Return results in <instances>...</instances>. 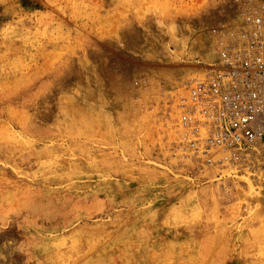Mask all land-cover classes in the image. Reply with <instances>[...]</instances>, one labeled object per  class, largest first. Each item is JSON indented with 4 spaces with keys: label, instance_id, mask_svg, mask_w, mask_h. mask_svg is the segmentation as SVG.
I'll list each match as a JSON object with an SVG mask.
<instances>
[{
    "label": "rangeland",
    "instance_id": "1",
    "mask_svg": "<svg viewBox=\"0 0 264 264\" xmlns=\"http://www.w3.org/2000/svg\"><path fill=\"white\" fill-rule=\"evenodd\" d=\"M243 3L0 0V264H264V142L198 152L177 107Z\"/></svg>",
    "mask_w": 264,
    "mask_h": 264
},
{
    "label": "built area",
    "instance_id": "2",
    "mask_svg": "<svg viewBox=\"0 0 264 264\" xmlns=\"http://www.w3.org/2000/svg\"><path fill=\"white\" fill-rule=\"evenodd\" d=\"M236 14L212 30L217 57L177 105L187 144L228 163L264 142V0H244Z\"/></svg>",
    "mask_w": 264,
    "mask_h": 264
},
{
    "label": "bare ground",
    "instance_id": "3",
    "mask_svg": "<svg viewBox=\"0 0 264 264\" xmlns=\"http://www.w3.org/2000/svg\"><path fill=\"white\" fill-rule=\"evenodd\" d=\"M234 14V13H233ZM237 15V14H236ZM233 18V17H232ZM214 40V39H213ZM175 42V41H174ZM212 42H215V41H212ZM211 42V43H212ZM202 45H205V44H202ZM209 45V44H208ZM215 46H216V42H215V44H213V45H211V46H207V44H206V52H205V55H206V58H204L207 62L209 61V62H212V61H214L215 60V58L217 57V55L213 52V50H214V48H215ZM211 48V49H210ZM205 49V48H204ZM204 49H202V50H204ZM203 55V54H202ZM205 55H203V57L205 56ZM206 63V62H205ZM194 74V73H193ZM172 114V113H171ZM229 165V164H228ZM38 211V210H37ZM36 212V211H35ZM1 220H2V218H0ZM10 225V224H9ZM9 225L8 226H5V227H3V228H1V230H3V231H0V240L1 239H3V238H5V237H8L9 235H10V230H9ZM225 234V233H224ZM11 236V235H10ZM222 236V235H221ZM218 238V237H217ZM215 241H217V239H215ZM214 241V238H212V243L213 242H215ZM219 241V240H218ZM217 241V242H218ZM56 242V241H55ZM208 245V244H207ZM212 245H216V243H213ZM219 245L221 246V243L219 242ZM264 245V244H263ZM214 246H212V247H214ZM217 246V245H216ZM215 248V247H214ZM215 249H217V247L215 248ZM219 249V248H218ZM217 249V250H218ZM204 250H205V248H204ZM217 250H215L216 252H217ZM212 253V252H211ZM25 254L26 255H24L23 253L21 254V255H19V256H17L16 254H13L12 253V255L10 256V260H11V262H10V264H27V262H28V260H29V258H31L30 256V253H26L25 252ZM16 255V256H15ZM20 259L21 260H23V262L22 263H20ZM9 260V259H8ZM105 261V260H104ZM86 262V261H85ZM106 262V261H105ZM101 264H106V263H104V262H102Z\"/></svg>",
    "mask_w": 264,
    "mask_h": 264
}]
</instances>
